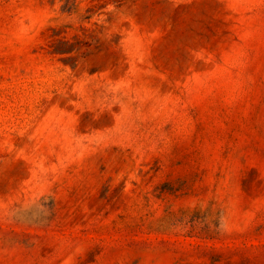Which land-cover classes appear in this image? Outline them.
Masks as SVG:
<instances>
[{
	"label": "rangeland",
	"instance_id": "374dc122",
	"mask_svg": "<svg viewBox=\"0 0 264 264\" xmlns=\"http://www.w3.org/2000/svg\"><path fill=\"white\" fill-rule=\"evenodd\" d=\"M0 264H264V0H0Z\"/></svg>",
	"mask_w": 264,
	"mask_h": 264
}]
</instances>
